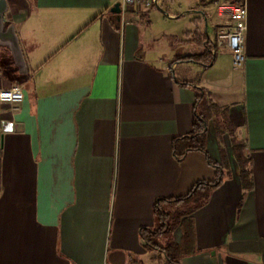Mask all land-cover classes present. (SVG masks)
Returning a JSON list of instances; mask_svg holds the SVG:
<instances>
[{"label": "crops", "instance_id": "crops-1", "mask_svg": "<svg viewBox=\"0 0 264 264\" xmlns=\"http://www.w3.org/2000/svg\"><path fill=\"white\" fill-rule=\"evenodd\" d=\"M6 3L26 68L0 49V89L25 81L17 111L0 102V264H154L139 236L157 225L154 202L215 175L202 153H172L191 129L193 87L244 142L252 188L238 171L224 178L194 211L199 252L181 264H264V0H246L241 69L225 46L207 66L178 60L202 52L199 22L211 41L210 21L224 22L210 0H160L124 25L116 0ZM215 118L206 150L230 162Z\"/></svg>", "mask_w": 264, "mask_h": 264}, {"label": "trees", "instance_id": "trees-1", "mask_svg": "<svg viewBox=\"0 0 264 264\" xmlns=\"http://www.w3.org/2000/svg\"><path fill=\"white\" fill-rule=\"evenodd\" d=\"M201 4H206L207 0H199ZM191 38L202 45V52L199 54L185 55L178 58L179 61H194L204 66L209 65L214 58L209 47L212 41L203 28L196 27L191 34ZM195 92L194 112L192 117L190 132L186 135L175 137L171 142V149L177 160L189 151H198L202 153L208 164L215 169V175L212 180H199L195 182L190 189L183 195L172 198H159L153 204V214L158 225L154 228L142 227L139 230L140 240L147 251H154L157 256L154 258V264H181L184 257L194 255L199 252L196 247L195 229L193 213L199 207L203 206L211 192L216 189L224 180L227 173L223 168L227 166V158L223 154L221 161L213 160L206 150V133L208 125L213 115H217L222 109L213 103L202 88L193 87ZM216 124V123H215ZM214 124L217 134H220L219 128ZM231 138V150L239 167V178L244 190L252 188V180L248 169L247 159L242 153L244 142L236 140L233 137L232 127H224ZM167 206H177V210L167 209ZM175 230L180 231V240L175 242L171 236ZM169 236L170 239L165 243L161 237ZM128 264H143V262L133 256L128 257Z\"/></svg>", "mask_w": 264, "mask_h": 264}, {"label": "built area", "instance_id": "built-area-1", "mask_svg": "<svg viewBox=\"0 0 264 264\" xmlns=\"http://www.w3.org/2000/svg\"><path fill=\"white\" fill-rule=\"evenodd\" d=\"M160 0H116L120 8L121 24H127L134 13L158 5ZM211 6L227 24L218 28L212 54L225 46L232 54V66L241 69L245 62L243 39L246 29V0H210ZM25 81L13 83L9 88L0 89V102L7 103L12 111H17L24 97Z\"/></svg>", "mask_w": 264, "mask_h": 264}, {"label": "water", "instance_id": "water-1", "mask_svg": "<svg viewBox=\"0 0 264 264\" xmlns=\"http://www.w3.org/2000/svg\"><path fill=\"white\" fill-rule=\"evenodd\" d=\"M6 11V0H0V49H5L6 51H8L12 57L14 65L18 67L22 73H25L26 63L14 25H5L4 23L3 16ZM110 11L119 14V3L116 2L111 7Z\"/></svg>", "mask_w": 264, "mask_h": 264}, {"label": "rangeland", "instance_id": "rangeland-1", "mask_svg": "<svg viewBox=\"0 0 264 264\" xmlns=\"http://www.w3.org/2000/svg\"><path fill=\"white\" fill-rule=\"evenodd\" d=\"M155 11V14L158 16V14L159 13H157L158 11H156V10H154ZM208 16H209V14H207ZM227 24V21H225L224 20V22L223 23H218V26H215V24H213L211 21H210V23L208 24V26H207V29H208V31H209V33H211V31H213V30H215V37H214V40H215V42H216V35H217V32H218V28H220L221 26H224V25H226ZM162 25V23H161V21L160 20H153V23H152V25H151V31H155L156 29H158L160 26ZM199 26H198V28H202L203 27V24H202V22L200 23L199 22V24H198ZM214 40L212 41V46L211 47H209V49L210 50H212V48H213V42H214ZM220 49V48H219ZM211 52V51H210ZM214 118V117H213ZM217 125H216V124ZM215 125L219 128V130H221L220 131V134L218 135V138L221 140L222 139V134H226L227 132H226V130L223 128V126L226 128V127H228V128H230L231 127V125H230V123L226 120V118L224 117V116H217L216 118H215ZM222 153V152H221ZM224 155H225V152H224ZM227 155V154H226ZM232 156V157H231ZM227 157V156H226ZM230 157L232 158L231 159V161L229 162H227V166H225L224 168H223V171L225 172V173H227L226 174V176H225V179H227V178H230V177H232L233 175H234V173L236 172V171H238V175H239V167H238V163H237V161H236V159H235V157H233V154H232V150H231V154H230ZM228 160V159H227ZM235 165V166H234ZM167 209H170V210H177L178 208H177V206H167L166 207ZM157 225H158V223H157ZM173 234H174V232L172 233V236H171V238L174 240V236H173ZM168 239H170L169 238V236L167 237V236H165V237H161V240L165 243V241L167 242L168 241ZM175 241V240H174Z\"/></svg>", "mask_w": 264, "mask_h": 264}]
</instances>
